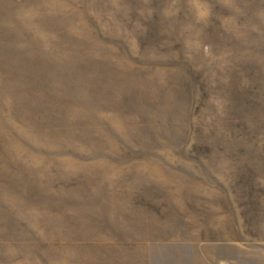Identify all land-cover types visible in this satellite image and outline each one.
<instances>
[{"label": "rangeland", "instance_id": "374dc122", "mask_svg": "<svg viewBox=\"0 0 264 264\" xmlns=\"http://www.w3.org/2000/svg\"><path fill=\"white\" fill-rule=\"evenodd\" d=\"M0 264H264V0H0Z\"/></svg>", "mask_w": 264, "mask_h": 264}]
</instances>
